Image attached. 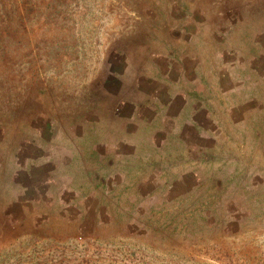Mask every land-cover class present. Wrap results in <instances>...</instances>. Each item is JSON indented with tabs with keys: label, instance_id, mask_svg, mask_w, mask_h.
Listing matches in <instances>:
<instances>
[{
	"label": "rangeland",
	"instance_id": "374dc122",
	"mask_svg": "<svg viewBox=\"0 0 264 264\" xmlns=\"http://www.w3.org/2000/svg\"><path fill=\"white\" fill-rule=\"evenodd\" d=\"M203 44L237 57L250 127L103 149L123 83ZM0 264H264V0H0Z\"/></svg>",
	"mask_w": 264,
	"mask_h": 264
},
{
	"label": "crops",
	"instance_id": "0c3cea01",
	"mask_svg": "<svg viewBox=\"0 0 264 264\" xmlns=\"http://www.w3.org/2000/svg\"><path fill=\"white\" fill-rule=\"evenodd\" d=\"M203 45L181 64L164 66L153 59L151 76L142 75L133 89L126 88L128 81L123 83L108 127L102 123L103 149L109 147L119 160L167 162L173 147H197L189 153L202 154L221 144L223 129L250 127L253 102L239 78L237 57L233 51L218 54L215 48L212 59ZM215 54L224 58L218 60Z\"/></svg>",
	"mask_w": 264,
	"mask_h": 264
}]
</instances>
